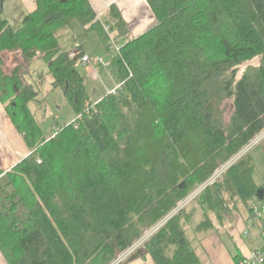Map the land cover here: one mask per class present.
<instances>
[{"label": "trees", "instance_id": "trees-1", "mask_svg": "<svg viewBox=\"0 0 264 264\" xmlns=\"http://www.w3.org/2000/svg\"><path fill=\"white\" fill-rule=\"evenodd\" d=\"M34 1L17 29L0 16V103L31 150L0 181L5 264H110L223 167L192 201L203 216L194 231L227 225L239 204L251 215L264 187L254 148L242 153L264 131V0H145L155 24L137 38L114 7L107 33L88 0ZM75 25L97 34L124 93L90 99L81 49L63 52L56 36ZM110 35L122 41L119 54ZM6 53L15 61L8 73ZM36 58L75 115L48 138L24 81ZM189 206L144 242L155 264H201L186 238Z\"/></svg>", "mask_w": 264, "mask_h": 264}, {"label": "rangeland", "instance_id": "rangeland-1", "mask_svg": "<svg viewBox=\"0 0 264 264\" xmlns=\"http://www.w3.org/2000/svg\"><path fill=\"white\" fill-rule=\"evenodd\" d=\"M104 22L107 23V18L102 17V23ZM14 23L15 22L12 21L10 25L13 29H17L20 24H14ZM56 36L58 37V42L63 52H75L77 51V47L81 45L83 50L90 57L92 58L100 57L101 59L104 60L105 67L104 68L97 67L96 69V71L98 72V69L102 68L100 72V78H93V79L90 77V73L87 74L85 72L84 67H82L80 61H78V66H79L78 69L80 70L81 73H85L86 75V91L93 102L99 101L102 97L109 94L116 87L119 86L120 83L116 68L114 64L109 60L106 54L107 52L96 33L93 32L86 35L79 28V26L75 25L73 27L65 26L61 28L56 32ZM4 58H5L4 71L8 73L10 72V70L13 69L11 56L9 57L7 56V54L6 55L4 54ZM258 62H259V58L257 57L255 59L243 63L238 69L237 79L240 78V76L244 73V71L249 65L257 66ZM28 71H29V75H26ZM23 72L26 75L24 76L25 83L32 86L35 93L37 94L35 99L29 103V110L32 113L36 123L40 127L41 135L44 138H48L52 133H55L56 129H58L59 127L67 125L74 121L75 115L72 112L70 106L67 104L66 100L64 99L62 92L59 89L52 88L51 85L52 78L48 74L47 66L41 58H36L33 62H31L30 66L28 67V70L27 68H23ZM122 93H124V88L122 89ZM222 107H225L224 120L227 123L232 113V110L230 108V102L229 101L223 102ZM247 147L244 151L245 153L247 152V150H251L252 148H254L251 151L250 156L255 163V167L257 170V179L263 181L264 183V138L257 141V143L252 145L249 149H247ZM244 152L242 153V155L244 154ZM240 156L238 154V156H236L230 163L231 164L235 163ZM2 180L3 179L1 178L0 181ZM192 201L191 203L188 204L190 205L188 208L189 210H194V218H193V222L188 224L186 228V238L189 241L192 249L196 252L197 255L200 256L201 264H213L211 258L206 252V249L203 248V245H201L202 239L204 238L205 234L194 231V228L197 226V224H199L203 220V216L201 214V210L198 207L197 203L195 201L194 202ZM179 211H180L179 206H177L176 209H174L171 213H169L157 225H155L153 228L148 230L147 232L149 233L152 232V234L148 238H146L145 241H147V239H149L157 230H159L168 220H170ZM236 214L237 215L234 216L233 218L239 221V225L234 230L237 239L241 240V235L239 236V232L240 234H242L247 230L249 232V237L251 236L254 237L256 235V231L250 225L251 223H249V220L247 221L248 223L246 222L247 224H245V221L247 220V211L243 205L239 204L238 212ZM229 220H232V218ZM214 221L216 226H214L212 231L209 233H211V235L215 234L216 237L224 240L226 235V230L224 229L227 226L220 227L217 221L216 220ZM229 226L230 225H228V227ZM154 228L156 229L153 230ZM247 242L248 244H251L249 239L247 240ZM135 243H133L127 249L126 252H129L130 248ZM262 247H263V243L261 241L258 244L257 249L261 250ZM139 251H143V252L145 251L143 246L137 249L136 251H133L132 254L130 253L126 255L125 258H122L125 251L122 254L116 255L113 262H111L110 264L129 263L128 260H130L131 257ZM144 254L147 255L146 251Z\"/></svg>", "mask_w": 264, "mask_h": 264}, {"label": "crops", "instance_id": "crops-1", "mask_svg": "<svg viewBox=\"0 0 264 264\" xmlns=\"http://www.w3.org/2000/svg\"><path fill=\"white\" fill-rule=\"evenodd\" d=\"M88 2L91 8L93 9L94 13L96 14L97 21H99L103 25L104 30L105 27L108 26L109 32L111 30V27L108 23L105 22H104L105 24L102 23V17L108 19V12L111 7L117 9L122 20L125 22L128 28L129 36L131 38H137L141 36L155 24V20L145 0H88ZM35 9L36 6L34 0H0V16L4 20H6L9 25L11 24L12 21L15 22L14 24H21L22 19L26 15L32 13ZM119 44L121 45L122 41L119 42ZM78 48L81 49L82 56H86L92 60H96L100 58V57L98 58L90 57L83 50L81 45L77 47V50ZM70 53H76V51ZM6 54L9 57L11 56L12 67L14 68L15 67V61H13L14 55L11 53H6ZM81 66L84 67L83 65ZM96 69L97 68H94L93 70L92 69L86 70L84 67L85 72L87 74L90 73V77L92 79L100 78V72L102 68L98 69V72L96 71ZM26 75H29V71ZM30 152L31 150L26 146L22 135L14 128L2 104L0 103V171L3 172V174L0 176V179L2 178L4 173L10 171L20 161L28 157L30 155ZM255 181L258 185L264 187L263 181L257 179L256 168H255ZM245 209L247 211V220L245 221V224H247L248 220L250 222V214L248 213L247 208ZM228 225L230 226L228 227ZM238 225H239V221L236 220L235 218H233L231 221L227 223V225H225L227 227L224 229L226 230V235L224 240L216 237L215 234L211 235V233H207L204 235L201 245H203V248L206 249V252L211 258L213 264H236V262L234 261V258L236 256L243 258L248 254L250 250H252L254 247H257L258 244L261 242V241H256L255 239L256 235L254 237L253 236L246 237L244 236L243 233L240 234V232H239V236L241 235V240L237 239L234 230ZM248 239L251 242V244H248L247 242ZM196 256L199 258L201 262L200 256L197 254ZM0 264H5L1 255H0ZM127 264H155V263L150 256L144 254L141 258L130 261Z\"/></svg>", "mask_w": 264, "mask_h": 264}, {"label": "built area", "instance_id": "built-area-1", "mask_svg": "<svg viewBox=\"0 0 264 264\" xmlns=\"http://www.w3.org/2000/svg\"><path fill=\"white\" fill-rule=\"evenodd\" d=\"M105 32H109V27H105ZM110 50L114 54H119L120 53V45L115 43L111 38H110ZM75 54V53H73ZM80 64L85 67L86 70L94 69L97 67H105V62L103 59L98 58L96 60H92L86 56H83L80 59ZM122 89V84H119L118 87H116L112 92L109 94L116 95L118 94ZM54 133H52L49 137H53ZM264 138V131L257 136L247 147L249 149L252 145L256 144L257 141L261 140ZM248 151V150H247ZM245 153V152H244ZM39 163V162H38ZM226 169V167H223L220 171H218L214 176H212L205 184L200 186L198 189L193 192V194L189 195L180 205H179V210H181L184 206L188 205L207 185L211 184L218 176L221 175V173ZM250 225L252 228L256 230V241H262L264 242V202L260 201L257 203H253L251 205V215H250ZM154 228L153 230H155ZM248 231H245L243 234L244 236H249ZM152 232H147L142 238L139 239L131 248L129 252H124V255L122 258H125L126 255L132 254L133 251H136L140 247L143 246L144 241L146 238H148ZM120 261V260H119ZM239 264H264V255L261 252V250H258L257 247H254L252 250L248 252L246 256L242 258V260L239 262Z\"/></svg>", "mask_w": 264, "mask_h": 264}, {"label": "water", "instance_id": "water-1", "mask_svg": "<svg viewBox=\"0 0 264 264\" xmlns=\"http://www.w3.org/2000/svg\"><path fill=\"white\" fill-rule=\"evenodd\" d=\"M183 187H184V184H183V183L179 185V189H180V190H182ZM263 197H264V190H258L256 198H257L259 201H262V200H263ZM144 253H145V251H144V252H143V251H139V252L135 253V254L131 257V259L128 260V262L140 258Z\"/></svg>", "mask_w": 264, "mask_h": 264}]
</instances>
